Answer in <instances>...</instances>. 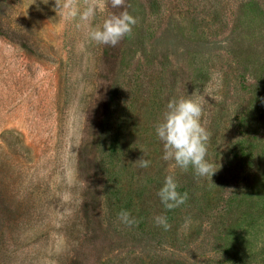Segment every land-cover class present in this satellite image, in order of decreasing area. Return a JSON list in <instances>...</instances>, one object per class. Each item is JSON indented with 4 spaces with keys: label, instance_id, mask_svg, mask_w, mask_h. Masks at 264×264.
<instances>
[{
    "label": "rangeland",
    "instance_id": "374dc122",
    "mask_svg": "<svg viewBox=\"0 0 264 264\" xmlns=\"http://www.w3.org/2000/svg\"><path fill=\"white\" fill-rule=\"evenodd\" d=\"M93 2L0 0V264H264V0H104L88 21ZM125 9L131 35L90 41ZM181 97L203 104L212 179L162 159Z\"/></svg>",
    "mask_w": 264,
    "mask_h": 264
},
{
    "label": "clouds",
    "instance_id": "9594fccd",
    "mask_svg": "<svg viewBox=\"0 0 264 264\" xmlns=\"http://www.w3.org/2000/svg\"><path fill=\"white\" fill-rule=\"evenodd\" d=\"M125 0H111L113 8L122 7ZM104 0H96L93 6L85 14V19L91 21L95 18L97 10L103 12ZM137 24L134 18L126 9L119 14H112L105 18L101 23L95 24L89 31L90 41L115 47L123 38L132 34L133 27ZM204 91L217 101L218 96L205 86ZM195 95V93L193 94ZM203 98V94H201ZM204 115L203 104L199 99L181 97L178 100L173 99L167 104V111L163 119L155 126V132L158 139L163 143V156L165 161H174L175 165L184 171L189 167L194 170L197 177H213L217 172L214 165L209 163L205 157L207 154V141L209 133L201 123ZM141 168H147L151 161L144 158V155L136 162ZM178 184L172 175L165 179L163 187L158 191L164 207L173 210L183 205L188 194H181L178 190ZM118 219L126 226H133L137 223L135 217H132L128 211H121ZM155 223L162 226L165 230L170 228L166 216H156ZM191 218H186L182 229L187 231L192 225Z\"/></svg>",
    "mask_w": 264,
    "mask_h": 264
}]
</instances>
